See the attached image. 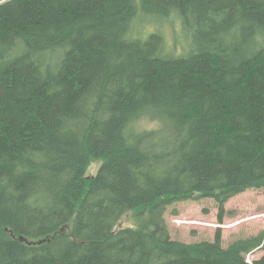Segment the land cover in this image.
<instances>
[{
	"label": "trees",
	"instance_id": "1",
	"mask_svg": "<svg viewBox=\"0 0 264 264\" xmlns=\"http://www.w3.org/2000/svg\"><path fill=\"white\" fill-rule=\"evenodd\" d=\"M171 18L182 54L141 34ZM144 116L159 125L137 130ZM249 189H264V0H0V264H264L246 258L264 231L186 243L165 218L208 197L222 223Z\"/></svg>",
	"mask_w": 264,
	"mask_h": 264
},
{
	"label": "rangeland",
	"instance_id": "2",
	"mask_svg": "<svg viewBox=\"0 0 264 264\" xmlns=\"http://www.w3.org/2000/svg\"><path fill=\"white\" fill-rule=\"evenodd\" d=\"M148 25L142 32L145 37L159 30L172 52L182 54L187 51L191 42L182 28L178 18L170 22H155ZM134 35H139L135 30ZM137 130L156 128L159 121L144 116L134 121ZM99 161H93L88 174L94 172ZM225 213L222 223L218 221V208L212 198L200 197L179 201L168 207L165 214L171 236L182 242L191 243L202 240H213L216 229L222 231V244L227 246L237 238H249L264 231V189H249L231 197L224 205ZM131 214L125 216L120 226L131 224ZM264 254L263 250L255 249L246 255L248 261L257 259Z\"/></svg>",
	"mask_w": 264,
	"mask_h": 264
},
{
	"label": "water",
	"instance_id": "3",
	"mask_svg": "<svg viewBox=\"0 0 264 264\" xmlns=\"http://www.w3.org/2000/svg\"><path fill=\"white\" fill-rule=\"evenodd\" d=\"M19 239L20 240H22V241H26L27 243H29V244H31V243H33V244H36V243H41V241L42 240H39V241H29V240H26L24 237H19Z\"/></svg>",
	"mask_w": 264,
	"mask_h": 264
}]
</instances>
